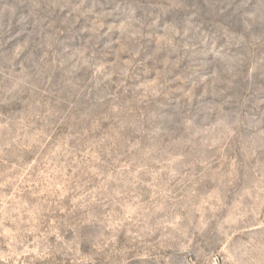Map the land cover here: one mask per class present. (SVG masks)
Returning <instances> with one entry per match:
<instances>
[{"label": "rangeland", "instance_id": "1", "mask_svg": "<svg viewBox=\"0 0 264 264\" xmlns=\"http://www.w3.org/2000/svg\"><path fill=\"white\" fill-rule=\"evenodd\" d=\"M0 264H264V0H0Z\"/></svg>", "mask_w": 264, "mask_h": 264}]
</instances>
